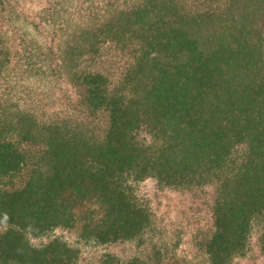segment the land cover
I'll list each match as a JSON object with an SVG mask.
<instances>
[{"label":"trees","instance_id":"trees-1","mask_svg":"<svg viewBox=\"0 0 264 264\" xmlns=\"http://www.w3.org/2000/svg\"><path fill=\"white\" fill-rule=\"evenodd\" d=\"M33 1L0 0V264H193L158 247L81 263L55 236L141 244L146 181L212 191L193 235L207 264L253 232L264 253V0ZM31 79L67 83L74 112L14 104Z\"/></svg>","mask_w":264,"mask_h":264},{"label":"rangeland","instance_id":"rangeland-1","mask_svg":"<svg viewBox=\"0 0 264 264\" xmlns=\"http://www.w3.org/2000/svg\"><path fill=\"white\" fill-rule=\"evenodd\" d=\"M38 4L33 0H21L19 6L36 11ZM106 55L104 57L106 60L102 63L104 68L119 72L123 67V60L111 59L112 56L108 58ZM53 82L31 79L25 82L24 86L28 90L25 94H21L22 97L9 98L14 104L29 107L40 115L56 114L59 117H66L74 112L76 98L69 85L63 80L59 79L57 84ZM2 93L10 96L4 91ZM211 194L212 191L208 190L205 195L194 196L189 192L158 187L153 182L142 183L138 196L150 209L152 225L144 234L141 244L138 243L139 245L136 242L110 246L86 245L80 242L75 232L70 230H59L55 236L63 238L70 245L78 248L81 263H94L105 252L127 258L158 247L193 264H207L203 255L193 245V235L209 224L207 205ZM233 264H264V253L258 247L256 232L251 235L247 253L236 259Z\"/></svg>","mask_w":264,"mask_h":264}]
</instances>
